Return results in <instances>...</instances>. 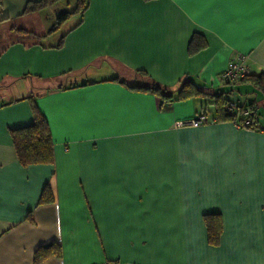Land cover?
I'll return each mask as SVG.
<instances>
[{
    "label": "crops",
    "instance_id": "crops-1",
    "mask_svg": "<svg viewBox=\"0 0 264 264\" xmlns=\"http://www.w3.org/2000/svg\"><path fill=\"white\" fill-rule=\"evenodd\" d=\"M29 1L0 0V264H264V83L221 79L243 55L264 82V0H88L60 48L14 39L49 26ZM194 33L205 45L191 54ZM137 70L206 93L163 102L126 85ZM71 77L88 84L57 88ZM215 92L251 105L256 127L223 119ZM31 105L53 158L23 166L11 132ZM200 112L218 121L174 126ZM52 243L59 255L34 263Z\"/></svg>",
    "mask_w": 264,
    "mask_h": 264
},
{
    "label": "trees",
    "instance_id": "trees-1",
    "mask_svg": "<svg viewBox=\"0 0 264 264\" xmlns=\"http://www.w3.org/2000/svg\"><path fill=\"white\" fill-rule=\"evenodd\" d=\"M88 7V0H34L29 1L23 13H37L41 17L46 24H49L46 32L41 35L27 32L23 29H14L15 31V40H24L29 39L32 43L39 44L42 47H51V48H60L63 44V40L65 35L77 27L83 20V14ZM56 10V11H55ZM70 17L75 18L74 22L66 29L60 30L61 25L68 20ZM52 18V21H50ZM56 34L58 36L54 37ZM204 39L197 33H194L188 43V52L193 54L197 52L199 49L204 47ZM135 73L141 78V81L134 84H126L125 81L121 80L120 82L126 84L128 87L152 93L161 100L171 101L172 99L181 100L190 98L199 93H206L194 85L192 81L188 78H184L180 81L179 87L177 90H171L166 86H163L153 79L148 77L143 71L137 70ZM113 79L117 80L118 77H114ZM252 79L255 82V85L261 86L262 80L261 77L252 78L249 76L248 72L239 80L234 82H242ZM74 77L71 79L68 78L67 82L64 84H60L57 86L58 89L63 88H72L82 86L84 84H77L74 81ZM230 83V82H228ZM49 89V88H47ZM212 97L215 98V103L218 104V110L222 113L223 119H228L233 121L236 119L238 123L241 124V127H256L255 120V111L251 105L246 107L250 108V112L247 115L242 113L244 106L237 105L240 108L239 112L229 113L226 111V103L229 102L227 98L222 97V93L215 92L211 93ZM28 99H32L31 96ZM33 121L30 125L17 128L12 130V143L15 149V153L21 165L27 166L30 164H41V163H50L52 162V141L50 136V130L44 116L39 112L36 106L31 105ZM246 118H250L253 121V124L245 125L243 121ZM218 121L217 118H215ZM52 197L49 194V189L47 186L44 187L42 195L40 197V202H48L51 201ZM214 214L205 215L207 231L209 235V239L212 241L216 240L218 235V228L213 223ZM50 255H59V246L55 243H52L45 247H39L36 249L34 253V263L40 262L47 256ZM105 263L110 264H119L117 261H105Z\"/></svg>",
    "mask_w": 264,
    "mask_h": 264
},
{
    "label": "built area",
    "instance_id": "built-area-1",
    "mask_svg": "<svg viewBox=\"0 0 264 264\" xmlns=\"http://www.w3.org/2000/svg\"><path fill=\"white\" fill-rule=\"evenodd\" d=\"M248 72V66L246 63V56H236L229 60V62L226 65V68L221 73V79L225 82H234L236 80H239L242 78L246 73ZM226 111L229 113L236 112L238 113L240 108L237 107V105L229 101L226 103ZM250 112L249 107H245L242 111L244 115H247ZM215 121L214 119H209L207 115L204 112H200L195 117L186 119V120H179L174 122V126L180 127V126H199L203 124H208L209 122ZM234 124L238 127H241V124L236 121V119L233 120ZM243 124L250 125L253 124V121L250 118H246L243 121ZM101 264H107L105 262ZM113 264V263H110Z\"/></svg>",
    "mask_w": 264,
    "mask_h": 264
},
{
    "label": "rangeland",
    "instance_id": "rangeland-1",
    "mask_svg": "<svg viewBox=\"0 0 264 264\" xmlns=\"http://www.w3.org/2000/svg\"><path fill=\"white\" fill-rule=\"evenodd\" d=\"M29 18V17H27ZM74 19L73 17H70L68 20H66L60 27V30H64L66 28H68L73 22H74ZM16 24L17 23H20L19 21L18 22H15ZM1 28V27H0ZM3 31L2 29H0V34L2 33V35L0 36V43L1 42H6L8 40V36H7V33Z\"/></svg>",
    "mask_w": 264,
    "mask_h": 264
}]
</instances>
